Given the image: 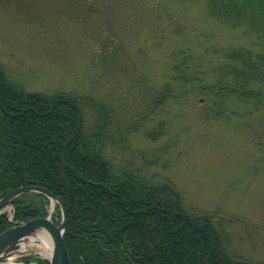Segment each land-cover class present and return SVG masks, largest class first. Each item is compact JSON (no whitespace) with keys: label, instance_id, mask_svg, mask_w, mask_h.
<instances>
[{"label":"rangeland","instance_id":"374dc122","mask_svg":"<svg viewBox=\"0 0 264 264\" xmlns=\"http://www.w3.org/2000/svg\"><path fill=\"white\" fill-rule=\"evenodd\" d=\"M233 47L255 53L264 43L212 17L207 0H0V66L9 79L28 92L101 100L114 108L113 130L139 121L126 139L105 140L108 160L155 185L174 182L187 212L216 213L227 252L264 263V107L174 79L184 61L182 71L214 83ZM165 84L172 94L156 104ZM83 109L91 129L96 112ZM47 210L59 225L60 205L49 198ZM2 211L8 227L27 221L13 201ZM30 241L12 256L18 264L46 258Z\"/></svg>","mask_w":264,"mask_h":264},{"label":"trees","instance_id":"16d2710c","mask_svg":"<svg viewBox=\"0 0 264 264\" xmlns=\"http://www.w3.org/2000/svg\"><path fill=\"white\" fill-rule=\"evenodd\" d=\"M207 9L232 27H247L264 43V0H207ZM224 56L214 83L201 81L199 70L182 71L184 61L173 66L179 75L174 79L264 107V48L254 53L233 47ZM172 89L165 84L156 104ZM83 108L96 112L91 129ZM114 118L112 106L89 95L25 91L0 66V198L29 184L60 196L70 231L64 242L73 264H264L227 252L216 213L187 212L174 182L155 185L132 170L116 168L104 142L126 139L139 121L113 130ZM20 197L13 199L16 218L47 214L44 194ZM8 225L0 213V232ZM24 260L49 264L38 256Z\"/></svg>","mask_w":264,"mask_h":264},{"label":"water","instance_id":"95a60500","mask_svg":"<svg viewBox=\"0 0 264 264\" xmlns=\"http://www.w3.org/2000/svg\"><path fill=\"white\" fill-rule=\"evenodd\" d=\"M24 191H38L54 198L58 202L62 211V222L57 225L51 219V216H40L25 221L21 224L12 225L0 232V263L7 262L9 257L19 252L21 241L26 238L33 239V235L40 232L49 233L53 241V252L49 257L50 264H72L68 249L64 242V235L69 233L66 208L62 199L53 194L47 188L39 185L20 186L11 190L8 194L0 199V210L2 207L11 202L12 199Z\"/></svg>","mask_w":264,"mask_h":264},{"label":"bare ground","instance_id":"6f19581e","mask_svg":"<svg viewBox=\"0 0 264 264\" xmlns=\"http://www.w3.org/2000/svg\"><path fill=\"white\" fill-rule=\"evenodd\" d=\"M29 185H31V184H29ZM54 203H55V199L51 198L52 207L54 206ZM69 233H70V231H69ZM22 242L23 241L20 242L21 247H22ZM30 245H39L40 248L43 249L44 255L47 257H51L52 252H53V241H52V238L50 237L49 233H47L46 231L38 233L33 239H31ZM24 247L26 248V246H24ZM11 258H12V256H11ZM10 260H11V263L18 264L13 258Z\"/></svg>","mask_w":264,"mask_h":264}]
</instances>
